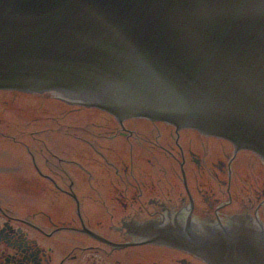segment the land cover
Returning a JSON list of instances; mask_svg holds the SVG:
<instances>
[{
  "label": "water",
  "instance_id": "95a60500",
  "mask_svg": "<svg viewBox=\"0 0 264 264\" xmlns=\"http://www.w3.org/2000/svg\"><path fill=\"white\" fill-rule=\"evenodd\" d=\"M0 90L196 129L264 159V0H0ZM138 230L217 264H264L256 233Z\"/></svg>",
  "mask_w": 264,
  "mask_h": 264
},
{
  "label": "flooded vegetation",
  "instance_id": "af4514ba",
  "mask_svg": "<svg viewBox=\"0 0 264 264\" xmlns=\"http://www.w3.org/2000/svg\"><path fill=\"white\" fill-rule=\"evenodd\" d=\"M83 109L108 120L69 123L77 141L57 147L45 138L12 141L25 150L28 187L44 201L18 207L0 190V264H217L146 242L138 226L149 221L187 236L243 230L264 237V159L258 154L165 122L120 121L79 105L64 113ZM0 137H8L1 128Z\"/></svg>",
  "mask_w": 264,
  "mask_h": 264
},
{
  "label": "rangeland",
  "instance_id": "374dc122",
  "mask_svg": "<svg viewBox=\"0 0 264 264\" xmlns=\"http://www.w3.org/2000/svg\"><path fill=\"white\" fill-rule=\"evenodd\" d=\"M70 107L72 105L67 104L64 99L48 93L30 95L0 91V119L3 123L0 128L8 136L0 137V190L7 192L9 201L16 206L22 207L26 203L37 204L44 199L41 194L28 187L26 182L28 178L22 173L25 150L12 141H41L40 139L45 138L53 147H57L59 141H77L71 132L74 128L69 129V123L86 126L87 123L91 125L108 120L107 114L96 110L93 112L83 109L72 115L64 113ZM138 123L142 124L144 121ZM56 126L61 129H57L56 133L51 132L50 127ZM13 136H16L15 140L11 138Z\"/></svg>",
  "mask_w": 264,
  "mask_h": 264
}]
</instances>
